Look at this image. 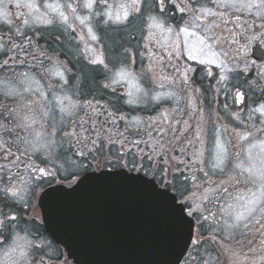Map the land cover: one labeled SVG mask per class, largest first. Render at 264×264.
<instances>
[{"label":"flooded vegetation","instance_id":"1","mask_svg":"<svg viewBox=\"0 0 264 264\" xmlns=\"http://www.w3.org/2000/svg\"><path fill=\"white\" fill-rule=\"evenodd\" d=\"M60 2L66 4L69 0ZM175 2L179 3L180 0ZM184 2L187 3L188 0ZM15 3L16 0L7 3L12 13V23L0 20V36L7 39L12 34L15 42L20 43L14 35L21 23L18 13L23 12L27 17L29 10L17 9ZM157 3L158 0H145L142 13H136L130 18V31L124 36L129 54L134 59V64L129 67L132 72L129 79L140 88V91L135 92L133 99L136 102L133 104L126 103L131 87L128 80H118L115 83L112 80L121 67L111 65L103 24L96 23L100 17L92 18L98 41H92L86 35V29L83 33L79 31V22L70 18L69 23H73V27L63 25V32H57L55 25H62L59 22L52 25H32L28 34L32 36L34 44L38 43L35 48L26 45V50H31L32 56L8 51L7 48L0 50V209H3L4 217L17 216L14 222L0 224V264H77L52 237V187L74 185L71 183L74 179L70 174L72 170L67 166L60 168L63 150L68 147L63 131H73L70 118L60 111L61 106L56 99L63 98L64 95L71 96L73 101L78 100L81 104L86 100H99L109 111L124 114L127 121L120 122L121 129L125 123L132 121V117H138L146 131L150 121H160L165 114L166 125L171 124L176 129L188 128V132L184 133L188 139H192V134L202 128L200 138L204 144L197 143L195 147L203 148L204 163H198L197 167H203L208 175L204 176L193 169L198 177L197 183H204L199 190L189 186V191L196 192L197 195L203 188L211 187L216 191L208 193L209 199L203 202L206 209L203 215L208 219L203 221L199 215L192 217L193 238L179 264H264V259H261L264 256V235L255 230L246 231L242 225L231 233L222 227L225 221L231 223V218L239 208L236 198L258 190L261 180L259 174L264 171V145L260 143L264 141V132L256 131L264 128V123L261 122L264 117L253 112L264 103V17L257 14L256 8H241L239 5L231 7L224 0H199L198 4L196 0H192L196 7L203 5L213 12L223 14L222 17H208L200 21L201 27L217 25L214 28L216 35L226 42L230 39V30L237 32L240 34V47H247L246 56L237 52V45L229 44L226 47V61L230 71L225 66L224 74L229 79L226 86L221 87L216 79L205 74V66L198 65L196 61H187L186 56H174L169 60L168 52L162 45H170L176 40L175 35L147 27V17L159 14V8L153 7ZM148 9L150 13H146ZM95 10L103 12L104 5L98 4ZM87 11L78 9L80 15L87 14ZM236 17L240 19L237 21ZM162 19L167 28L186 24L190 15L180 13L166 0V11ZM190 31L199 32V29ZM150 32L154 35L150 36ZM200 34L205 35L203 32ZM53 37H59L58 41H54ZM185 39H189L191 43L196 42L194 38L184 37L181 33L178 41L181 48L184 47ZM121 48L119 46L117 50ZM41 50H46V55H37ZM97 52L105 58L111 71L90 63ZM5 60L9 61L7 65L4 64ZM186 63L195 69L190 76L194 81L193 86L200 89L199 92L183 90L181 80L176 78L179 73L175 72V68ZM54 65H59L61 70L65 67L69 69L65 72L67 84L52 74ZM211 68L214 73L220 71L214 65ZM237 89L246 93V103L234 101L233 93ZM10 92L12 94H8ZM157 96L158 99L154 98ZM225 104L227 108L224 107ZM86 111L89 110L85 107L72 119L79 121L87 118ZM236 115L240 116V120L236 119ZM225 128L229 131L235 129L237 133L247 129L253 135L249 140L242 141L238 137L234 139L231 135H225ZM216 129L219 130L221 142L227 152L224 163L219 168L212 169L210 165L216 163L213 144ZM53 132L56 133L55 136ZM51 141L54 143L46 146ZM30 146L37 150L26 152ZM191 151L189 149L190 153ZM173 154L182 155L178 151ZM184 159L188 157L185 156ZM27 164L59 169L58 174L54 180L33 188ZM179 167L182 168L183 164ZM249 167L253 169L252 173L247 171ZM102 170L128 171L102 168L90 169L88 173ZM9 187L18 190L17 197L14 198L10 192L5 191ZM225 187L231 196L221 193ZM20 197H23L22 202ZM177 198L180 201L181 197ZM259 216L257 213L256 218L259 219ZM17 235L30 242L22 250L13 243Z\"/></svg>","mask_w":264,"mask_h":264},{"label":"snow or ice","instance_id":"2","mask_svg":"<svg viewBox=\"0 0 264 264\" xmlns=\"http://www.w3.org/2000/svg\"><path fill=\"white\" fill-rule=\"evenodd\" d=\"M196 2L198 4L199 0H196ZM7 3H11V0H7V2L6 0H0V20L11 24L10 15L12 13L8 9ZM144 3L145 0H126V3L120 4L119 9L115 12L112 10L101 12L95 10L96 6L100 4L104 5L105 9H108V0H69L66 4H62L60 0H45V2H39V0H16L15 7L17 9L27 8L29 10L27 17L23 12L18 13L21 23L15 29L14 35L21 42L16 43L12 34H9L7 39L4 36H0V50L7 48L8 51H16L32 56L31 50H26V45L33 48L38 47V43L34 44L32 36L28 34V31L32 29V25L37 23L52 25L59 22L68 28H72L73 23H69L70 18L79 22V31L83 33L84 29H86V35L92 41H98L97 32L92 26L93 17H100L96 21L97 24H126L130 21L133 13H142V5ZM168 3L173 4L180 13L190 15V19L186 24L165 28L162 17L166 11V0H158V3L154 4L153 7L159 8L158 16L160 18L157 15H149L147 17V27L149 29L156 28L175 35L176 40L170 45H162L168 52L169 60L174 56H186L187 61H196L198 65L205 66V74L216 79L217 84L221 85V87H225L229 79L224 74L225 63L228 58L226 47L229 44L237 45V52L247 55V47H240V34L230 30V39L226 42L216 35L214 28L217 25L201 27L199 24L200 21L206 20L208 17H222V13L213 12L203 5L196 7L192 0H188L187 3L184 0H180L179 3H176L175 0H168ZM224 3L231 7L239 5L241 8H256L257 14L264 17V0H258V2L257 0H224ZM41 9H43V12ZM78 9L88 10L87 14L80 15ZM236 19L238 21L240 18L236 17ZM237 26L239 27V25ZM190 29H199V32L190 31ZM200 32L205 33V35H201ZM181 33H183L184 37L194 38L196 42L191 43L189 39H185L183 41L184 47L181 48V44L178 42ZM151 35H154V33L150 32ZM58 39L59 37H53L54 41H58ZM37 55H46V50H41ZM221 57H224V59H221ZM160 59H163V57ZM8 63V60L4 61L5 65ZM90 63L101 65L103 70L111 71L105 58L99 52H97L95 58L91 59ZM213 65L220 71L214 73L211 68ZM68 70L66 67L61 70L59 65H54L52 74L60 77L64 84H67L68 80L65 79V72ZM45 71H49V69H45ZM193 71L195 69L188 63L182 67H176L175 72L179 73L176 78L181 80L183 90L199 92L200 89L193 86L194 81L190 76ZM115 74L120 80H128L131 85L128 93L129 99L126 103H135L136 101L133 97L135 92L140 91V88L133 80L129 79L132 76V72L127 66H124ZM210 87H214V85H210ZM154 98L158 99L159 97ZM233 98L234 101H239L242 104L246 103V93L242 90L237 89L234 91ZM56 99L60 103V111L67 114L73 128L71 132L63 131V138L67 139L68 147L63 150V163L60 164V168L67 166V168L72 170L70 174L74 179L71 183L79 187L96 179L123 178L143 185L156 199L162 202L177 226L184 223L186 217L191 218L199 215L203 221L208 219L207 216L203 215V212L206 211L203 202L209 199L208 193L215 192L216 189L211 187L203 188L199 195L196 192L189 191V186L199 190L204 183V181L197 183L198 177L193 169L203 173L204 176L208 175L203 167H197L198 163H204L202 159L203 148L195 147L197 143L200 145L204 144V141L200 138L203 133L202 128L192 134V139H188L187 136H184V133L188 132V128L176 129L171 124L166 125L164 123L167 118L165 114L160 121H150L146 131H144L145 126L138 117H132V121L125 123L123 129H121L120 122L127 121V117L118 111H109L99 100H86L81 104L78 100L73 101L72 97L68 95H64L63 98L56 97ZM85 107L89 110L85 112L87 118H81L79 121L72 119ZM224 107L227 108V104ZM253 112L259 113L260 117H264V103L257 106ZM98 117H103V119H98ZM236 119L240 120V116L236 115ZM261 122L264 123V120ZM184 123L187 124V121ZM256 131L264 132V128H258ZM215 133L213 144L216 163L210 165L212 169L219 168L224 163L227 152L221 142L219 130L216 129ZM224 134L231 135L234 139L238 137L242 141L249 140L253 135L247 129L237 133L235 129L229 131L227 128L224 129ZM55 135L56 133L53 132V136ZM52 143L54 141L49 142L46 146H50ZM260 143L264 145V141ZM61 146H63V139ZM189 149H192L191 153ZM36 150L35 147L30 146L26 149V152ZM177 151L182 155L173 154ZM185 156L188 159H184ZM180 164H183L182 168L179 167ZM237 167H240V165H237ZM26 168L29 170V179L33 188L40 183L54 180L59 170L47 166L39 167L33 164H27ZM102 168L127 169L128 172L143 173V175H128L124 171L110 172L106 170L100 171L99 176L87 174L90 169L100 170ZM247 171L252 173L253 169L249 167ZM259 175L262 183L258 190L236 198L240 202L239 208L242 210L235 212L234 217L231 218V223L225 221L222 227L228 233H231L233 229L240 228L242 225L246 231L255 230L264 235V171L260 172ZM149 176L151 178L147 179L146 177ZM5 191L10 192L14 198L18 196V190L13 187L6 188ZM53 191L64 192L65 190L54 189ZM72 191L74 192L75 188ZM221 193L231 196L226 187L221 190ZM65 194L70 195L71 193ZM177 196L181 197L179 203H177ZM20 201H23V197H20ZM257 213L260 214L259 219L256 218ZM16 220V215L4 217L3 209H0V224L11 223ZM245 221L247 223H244ZM18 241L23 243H18ZM13 243L22 250L30 242L25 237L17 235L16 241H13ZM261 259H264V256Z\"/></svg>","mask_w":264,"mask_h":264},{"label":"water","instance_id":"3","mask_svg":"<svg viewBox=\"0 0 264 264\" xmlns=\"http://www.w3.org/2000/svg\"><path fill=\"white\" fill-rule=\"evenodd\" d=\"M193 229L192 218L177 226L162 202L134 181L52 187V236L78 264H179Z\"/></svg>","mask_w":264,"mask_h":264},{"label":"rangeland","instance_id":"4","mask_svg":"<svg viewBox=\"0 0 264 264\" xmlns=\"http://www.w3.org/2000/svg\"><path fill=\"white\" fill-rule=\"evenodd\" d=\"M122 3H126V0H123V2L120 0H108L109 8L105 9V7H104V11L112 10L113 12H115L119 9V5ZM146 13H150L149 9L146 11ZM134 14H136V13H133L132 16H134ZM55 26L57 28V32H61V31L63 32L64 31L63 25H57L56 24ZM102 26L104 29L105 40L110 43V44H107V42H106V46H107L106 48L109 49L110 59H112L111 65H119L120 67L128 65L127 67L129 69V67L132 64H134V59H133L132 55L129 54L128 44H127L126 40L124 39L125 34H127L130 31L129 22H127L126 24H114V23H110L108 25L103 24ZM93 27H96V26H93ZM110 38L112 39V42H110ZM119 46H122V48L120 50H117V47H119ZM225 66H226V70L230 71V68H228L227 61L225 63ZM112 80L118 81L120 79L115 74V77ZM120 81H123V80H120ZM255 157H256V154H255ZM255 161H256V158H255ZM263 167H264V164H263ZM261 183H262V181L259 180V185ZM255 191L256 190H253V192H255ZM241 192H242V190H241ZM238 203H240V202H238ZM237 210H242V209L238 208Z\"/></svg>","mask_w":264,"mask_h":264}]
</instances>
